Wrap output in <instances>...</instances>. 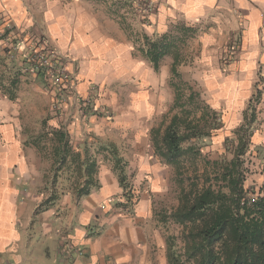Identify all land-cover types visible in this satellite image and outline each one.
I'll return each mask as SVG.
<instances>
[{
	"label": "crops",
	"instance_id": "obj_1",
	"mask_svg": "<svg viewBox=\"0 0 264 264\" xmlns=\"http://www.w3.org/2000/svg\"><path fill=\"white\" fill-rule=\"evenodd\" d=\"M135 6L136 0H0V18L23 29L37 25L44 39L71 59L80 98H98L96 104L126 117L125 123L103 125L90 116L81 121L66 109L62 130L69 146L73 151L94 146L87 136L108 138L106 130L139 131L172 97L167 81L175 64L219 117L224 134L218 140L246 126L245 116L253 110L250 149L263 170L264 0H165L142 21ZM145 38L167 46L158 72L134 55L147 48ZM232 44L236 49L229 56ZM58 116L52 130L65 126ZM18 120L0 130V264L166 263L159 230L150 226L148 192L138 190L131 211L116 175L100 163L98 189L76 200L64 180L69 171L52 170L55 158L22 136ZM130 143L140 149L139 139ZM143 170L137 179L158 172ZM48 175L56 182L48 184ZM52 195L56 200L44 205Z\"/></svg>",
	"mask_w": 264,
	"mask_h": 264
},
{
	"label": "trees",
	"instance_id": "obj_2",
	"mask_svg": "<svg viewBox=\"0 0 264 264\" xmlns=\"http://www.w3.org/2000/svg\"><path fill=\"white\" fill-rule=\"evenodd\" d=\"M144 42L147 44L145 56L157 72L160 60L168 54L167 46L162 40L150 42L145 38ZM5 59L0 58V62ZM21 64L27 66L24 56ZM171 72L174 77L180 78L175 66H172ZM16 86L17 79L12 78L7 86L0 85V90L8 100L14 101ZM181 96H176L175 107H180V113L185 117L175 115L163 130L152 129L150 133L154 155L162 165L177 171L185 167L188 156L194 159L200 157L199 147L202 142L222 127L217 114L209 109L203 110L200 116H196L197 110H194V118L186 117L191 114V111L185 109L186 105H192L193 100L199 96L191 94L187 104H179ZM196 105L194 101V107ZM245 119L246 126L233 133L237 141L234 158L229 162L204 161L201 175L194 176L188 191H181L178 206L169 215V219L181 228L183 260L179 262L182 259L180 256L168 254L169 264H264V184L257 192L244 187L245 169L242 160L252 135L248 125L254 121L253 110ZM50 133L54 138L52 153L56 170L64 168L66 172L69 171L65 181L73 190L76 200L88 197L99 187L96 160H89L85 146L82 151H73L66 134L61 130H51ZM32 144L40 150L37 142ZM101 147L102 151L110 152L112 171L124 191L125 205L132 206V190L128 187L124 168L126 164L122 162L116 147ZM56 198L57 195H53L44 205Z\"/></svg>",
	"mask_w": 264,
	"mask_h": 264
},
{
	"label": "rangeland",
	"instance_id": "obj_3",
	"mask_svg": "<svg viewBox=\"0 0 264 264\" xmlns=\"http://www.w3.org/2000/svg\"><path fill=\"white\" fill-rule=\"evenodd\" d=\"M137 18L138 21H142L141 19H143L141 17ZM34 28L33 30L31 28H18L5 19L3 20L0 18V58H6L4 61L0 62V85L7 86V83L12 78L17 79L14 101L8 100L0 90V130L2 126H8L12 123L11 119H19L22 136L26 140H30L31 144L37 142L40 146V150L37 149L38 151L53 156L52 139L54 138L50 133L52 130L51 124L59 113L60 116L63 114L61 116L62 120H58L60 123L62 122L65 124V126H61L60 128V130L65 133L62 129L65 130L66 124L68 123V116H65L66 109L77 112V118L81 119V121L84 117L90 116L101 119L103 125L112 124L118 119H120L121 123H125V115L117 117L115 113L104 105L96 104L98 98H92L90 102H88L86 108L81 105L80 100L79 102H73V100H71L70 104L61 107L57 113L55 112L52 94L50 90L44 86L42 78L32 75L27 68L28 66H23L21 64L24 54H26V51L30 48V42L34 44L37 40H42V38L45 37L40 27L35 25ZM142 42L144 43L143 39ZM4 51H9V53H5ZM134 51L136 57L148 59L145 56L147 48L141 50L135 49ZM172 66L170 68V77L167 81L168 91H170L172 97L167 98V103H165L166 106L163 112L156 114L147 124H142V128L135 133H133L134 131L127 132L120 129L117 131L106 130V132H108V138L87 136L91 137L89 143H94V146L87 148L88 158L89 160L94 158L97 164L102 163L113 169L111 156L109 155L110 152L102 151L101 146L109 145L117 148L118 155L121 157L122 162L126 164L124 167L126 181L128 187L132 190L131 195L133 196V202L132 206H130L131 211H133V207L138 203V198L140 197V193H137L138 190L144 193L148 192L147 197L150 203L149 211L152 214L150 226L152 225L153 229L159 230L158 232L162 237L166 259L165 264H169L167 259L168 254L171 256L176 254L180 256V258L183 256L184 243L181 236V228L173 224L169 219V215L178 206L181 191H188L190 184L194 182V176L201 175L204 161L208 160L213 162L224 160L225 162H229L237 153V141L233 136V133L236 131L231 132V134L225 136L224 139L218 140V136L222 133L224 134V132H220V128L215 131L210 138L202 142L199 147L201 156H197L196 159H194L193 156H188L185 167L179 171L172 167L162 165L154 155L150 142L151 130H163L171 117L175 115L185 117V115H181L180 107H175L176 96L178 94L182 95V99H179V104H187V98L191 94L199 96V98L197 97V99L195 98V100H193L192 105L188 104L185 107L186 110L191 111L190 116H186L190 119L194 118V113H196L194 110H197L196 116H200L203 110H212L208 107L205 100L197 93L194 83L185 81L181 77L177 71V66H175V70L177 74L180 75V78L177 79L174 77L171 72ZM18 69L20 71H18ZM173 85L176 87L173 88ZM86 97H79V99L84 100ZM194 101L197 104L196 107H194ZM78 108H81V110H78ZM70 117H74L73 114H71ZM217 118L219 119L218 116ZM135 138L139 139L141 142L140 149L130 143L135 140ZM132 154H134V157H132ZM142 157L143 160L141 159ZM258 159L255 151L250 149L249 141L248 151L244 157H242V160H244L243 168L245 169L244 187L247 190H254L255 192L264 184V169L262 170L258 165ZM146 160H148V164L144 163ZM54 166L56 167L55 164L52 165V170ZM144 166H147L149 170L156 168L158 172L156 175L153 174L151 179L148 178L146 174L143 178L137 179V173L139 175L140 169L144 171ZM50 177L51 175H48V184L56 182L55 177L52 179L53 181ZM67 186L69 185L67 184ZM35 240L39 241L40 238L36 237ZM152 250L156 253V246H152ZM182 260L183 258L180 259L179 262H182Z\"/></svg>",
	"mask_w": 264,
	"mask_h": 264
},
{
	"label": "built area",
	"instance_id": "obj_4",
	"mask_svg": "<svg viewBox=\"0 0 264 264\" xmlns=\"http://www.w3.org/2000/svg\"><path fill=\"white\" fill-rule=\"evenodd\" d=\"M165 0H136L135 12L137 17H145L154 12L157 5ZM236 46L232 44L227 51L229 56L235 53ZM24 60L29 72L42 78L44 86L53 95L54 110L57 112L61 107L73 102H81L83 107L88 106L92 97L79 99L76 92L77 79L71 67V59L59 49L51 46L44 38L37 40L24 55ZM81 110V108H78ZM81 112V111H80ZM264 128V117L261 123ZM109 264H114L110 262Z\"/></svg>",
	"mask_w": 264,
	"mask_h": 264
}]
</instances>
